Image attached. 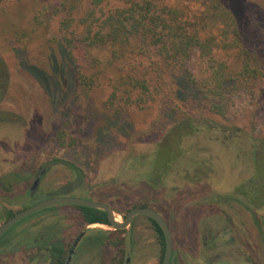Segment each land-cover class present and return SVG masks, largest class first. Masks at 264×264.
Returning <instances> with one entry per match:
<instances>
[{
    "label": "rangeland",
    "instance_id": "rangeland-1",
    "mask_svg": "<svg viewBox=\"0 0 264 264\" xmlns=\"http://www.w3.org/2000/svg\"><path fill=\"white\" fill-rule=\"evenodd\" d=\"M59 1L6 0L0 11V181L11 187L4 193L0 186V226L7 212L17 214L51 197L106 204L119 222L130 210L149 207L170 228V264H264V233L228 197L250 176L247 152L264 134V98L235 96L219 118L207 112L199 86L178 74L168 76L161 95L143 107L106 109V90L81 95L74 67L57 41ZM257 1L264 8V0ZM202 63L196 54L187 64L198 82ZM176 106L193 113L196 125L204 120L232 131L203 127L180 138ZM60 129L74 137L72 147L54 142ZM160 146L163 158L153 163ZM172 150L178 160L168 159ZM165 163L174 169L164 182L158 174ZM81 233L69 264H126V259L159 264L158 237L145 216L114 231L106 224L87 225L66 206L46 208L10 227L0 238V264H42L44 251L32 250L34 243L54 236L67 252ZM213 237L214 259L203 254L204 243ZM116 240L122 241L119 248L108 243Z\"/></svg>",
    "mask_w": 264,
    "mask_h": 264
},
{
    "label": "trees",
    "instance_id": "trees-1",
    "mask_svg": "<svg viewBox=\"0 0 264 264\" xmlns=\"http://www.w3.org/2000/svg\"><path fill=\"white\" fill-rule=\"evenodd\" d=\"M5 1L0 0V11ZM57 4L61 16L55 35L74 67L80 93L87 98L93 89L106 90V109L117 113L143 107L161 95L168 76L178 74L196 88L199 86L207 112L219 118L226 115L235 96L244 93L253 100L264 98V8L257 0H61ZM196 54L203 62L199 82L187 69ZM174 111L175 130L180 138L197 135L203 127L223 134L232 131L216 122L205 124L202 120L196 125L193 113L179 106ZM53 140L62 148L74 145V137L65 129L58 130ZM178 144L177 141L174 145L177 149ZM250 145V176L236 185L228 197L244 207L264 233V134ZM163 150L158 147L153 163L163 158ZM171 153L167 154L168 159H179L176 150ZM53 161L80 173L72 164ZM150 169L154 174V166ZM173 169V165L165 163L158 175L165 182ZM0 186L4 193L11 190L1 181ZM66 207L75 209L87 225H109L102 211ZM14 215L7 212L6 221ZM148 220L158 237L161 264L163 235L156 223ZM214 237L204 243L207 248L203 250L212 259L216 256H211V250L217 248ZM44 243L48 264H65L67 252L63 245L54 236L47 237ZM108 243L122 246L121 240Z\"/></svg>",
    "mask_w": 264,
    "mask_h": 264
},
{
    "label": "water",
    "instance_id": "water-1",
    "mask_svg": "<svg viewBox=\"0 0 264 264\" xmlns=\"http://www.w3.org/2000/svg\"><path fill=\"white\" fill-rule=\"evenodd\" d=\"M53 206H77V207H86V208L102 211L106 214L109 226L114 231L126 229L130 225L132 219L138 215L145 216L150 220L154 221L162 232L164 239V253L161 264H170L172 248H173L170 228L167 222L162 218V216L159 213H157L155 210L150 208H134L126 214L122 222H118L116 220L114 210L106 204L94 202L91 200H85L81 198L68 197V196L51 197L35 204L31 208L18 212L8 221L3 223L0 226V238L10 227L15 225L17 222L21 221L22 219L32 214H35L41 210ZM71 254L68 256L65 264H69L71 260Z\"/></svg>",
    "mask_w": 264,
    "mask_h": 264
},
{
    "label": "flooded vegetation",
    "instance_id": "flooded-vegetation-1",
    "mask_svg": "<svg viewBox=\"0 0 264 264\" xmlns=\"http://www.w3.org/2000/svg\"><path fill=\"white\" fill-rule=\"evenodd\" d=\"M37 182H38V179L35 180V182H34L32 188H31V191H30V192H32V190L35 188ZM144 208H149V207H144ZM150 209H151V208H150ZM153 210H154V209H153ZM157 213H158V212H157ZM124 218H125V217H124ZM146 218H147V217H146ZM147 219H149V218H147ZM82 234H83V233H81V234H80V235L74 240V242L71 244V246H69V248H68V250H67V257H66V260H67L68 256L71 254V252H72L71 257H72V255L74 254V250H75L77 244L80 242L81 237H82ZM44 242H45V241H44ZM44 244H45V243H34V244L32 245V248H31L32 250H33V249H37V250H39V251H41V250L44 251V253H43L44 259H43V261H42V264H43L44 261H48V260L50 259L48 253L46 252V248H45ZM63 249H65V251H66L67 247L63 245ZM125 262H126V264H128V259H126ZM65 263H66V262H65ZM69 263H70V262H69Z\"/></svg>",
    "mask_w": 264,
    "mask_h": 264
},
{
    "label": "bare ground",
    "instance_id": "bare-ground-1",
    "mask_svg": "<svg viewBox=\"0 0 264 264\" xmlns=\"http://www.w3.org/2000/svg\"><path fill=\"white\" fill-rule=\"evenodd\" d=\"M118 222L120 221V219L118 220V218L116 219ZM94 226V225H93Z\"/></svg>",
    "mask_w": 264,
    "mask_h": 264
}]
</instances>
